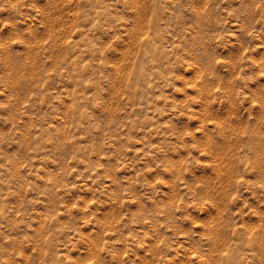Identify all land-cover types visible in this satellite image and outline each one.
<instances>
[{"label":"rangeland","instance_id":"1","mask_svg":"<svg viewBox=\"0 0 264 264\" xmlns=\"http://www.w3.org/2000/svg\"><path fill=\"white\" fill-rule=\"evenodd\" d=\"M0 264H264V0H0Z\"/></svg>","mask_w":264,"mask_h":264},{"label":"bare ground","instance_id":"2","mask_svg":"<svg viewBox=\"0 0 264 264\" xmlns=\"http://www.w3.org/2000/svg\"><path fill=\"white\" fill-rule=\"evenodd\" d=\"M11 66H12V65H11ZM12 69H13V67H12ZM15 69H16V68H14L13 71H15ZM13 73H14V72H13Z\"/></svg>","mask_w":264,"mask_h":264}]
</instances>
